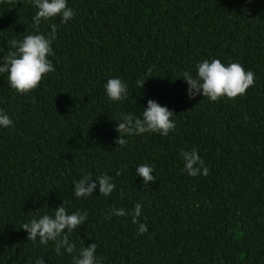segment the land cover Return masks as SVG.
<instances>
[{
    "label": "trees",
    "instance_id": "1",
    "mask_svg": "<svg viewBox=\"0 0 264 264\" xmlns=\"http://www.w3.org/2000/svg\"><path fill=\"white\" fill-rule=\"evenodd\" d=\"M67 3L74 18L42 19L37 33L30 0H0V63L12 39L57 25L55 72L39 87L21 95L0 74V109L13 121L0 127V264H74L92 243L100 264H264V0ZM205 59L240 63L255 73L254 86L231 100L189 99L182 73L195 76ZM110 78L129 86L127 100L108 99ZM149 99L173 111L175 130L116 145L117 122L142 115ZM182 149H196L209 174L189 176ZM145 163L156 177L147 186L136 175ZM85 174L108 175L116 188L105 197L97 181L91 196L77 198ZM63 201L87 220L69 234L77 251L57 255L54 242L27 240L21 227ZM137 203L144 234L131 215L110 211L131 213Z\"/></svg>",
    "mask_w": 264,
    "mask_h": 264
},
{
    "label": "clouds",
    "instance_id": "2",
    "mask_svg": "<svg viewBox=\"0 0 264 264\" xmlns=\"http://www.w3.org/2000/svg\"><path fill=\"white\" fill-rule=\"evenodd\" d=\"M14 3L16 0H8ZM30 3L38 9L33 17V26L39 31L38 26L41 20H50L56 16L61 17V23H67L76 15L75 11L68 6L67 0H30ZM51 31L47 34H29L22 41L12 39L11 48L3 62L0 63V74H8V82L12 89L18 94L26 95L39 87L44 76L55 72V67L49 57L54 55L52 43L56 39L57 25H50ZM195 76L190 71H184L182 78L188 85L187 94L189 99L197 95L207 97L210 101L216 102L221 98L235 99L244 96L247 90L255 84V73L246 71L240 63L232 62L227 65L219 59L203 60L197 66ZM150 73V70H149ZM144 78L136 82L140 89L145 83ZM105 91L108 99L113 102L125 101L128 99L129 86L120 78H110L105 84ZM173 111L166 106L159 105L156 101L149 99L147 107L142 111V115L125 114L121 121L117 122L116 131L119 138L115 141L121 147L127 144L125 137L140 135L143 133H159L167 136L169 132L175 130ZM13 125L12 119L2 109H0V127L8 128ZM184 161V171L191 177L197 175L207 176L208 167L205 166L198 151L181 150ZM154 168L145 163L136 167V175L142 178L144 185H149L156 181L153 175ZM117 175H120L117 172ZM99 184V193L105 197L110 196L116 188L112 178L108 175H101L93 179L91 175L85 174L74 184V195L77 198L88 197L93 194ZM123 199V192L120 194ZM63 203L56 208L53 216L42 215L39 219H32L22 225L27 233V240L35 242L39 238L40 244H47L49 241L55 243V252L61 255L63 248L66 253L76 252L75 244L69 241V234L78 229L87 220V213L76 211L68 214ZM142 204H135L131 213L124 208L112 209L111 214L117 217L131 215L132 223L138 224V234L147 232V225L140 223L139 217L142 213ZM106 218L110 219L111 216ZM97 244L92 243L87 247H81L78 255L74 257V264H100L96 256ZM35 264H44L42 258H37Z\"/></svg>",
    "mask_w": 264,
    "mask_h": 264
}]
</instances>
